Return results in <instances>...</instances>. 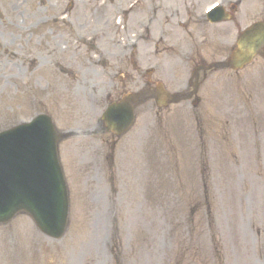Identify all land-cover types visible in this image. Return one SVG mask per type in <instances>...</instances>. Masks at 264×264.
<instances>
[{
    "label": "rangeland",
    "instance_id": "374dc122",
    "mask_svg": "<svg viewBox=\"0 0 264 264\" xmlns=\"http://www.w3.org/2000/svg\"><path fill=\"white\" fill-rule=\"evenodd\" d=\"M49 3L54 0H0V72L1 67H7L0 75L2 130L34 114L28 83L35 78L37 89H41L50 75L48 71L44 74L33 70L31 61H45V55L31 51L45 49V42L52 35L57 39L65 31L66 42L56 43V49H63L67 43L71 46L69 60L80 59L89 66L95 58L85 63L84 59L95 54L87 49L89 45L86 47L81 41L77 42L79 37L99 34L95 52L107 56L116 52L110 44L112 39L124 43L132 33L122 22L116 27H83L85 8L80 6V0L56 2L60 11L49 8ZM12 5L19 6L21 13L15 14L16 8L11 9ZM70 5L75 9L68 13L67 6ZM106 12L110 16V12ZM28 13L35 15L33 25L29 27L35 34V46L31 39L26 46L27 37H20L22 30H30L26 28L30 24L20 22L19 15ZM54 17L58 21L63 18L68 22L67 26L56 27L53 19L46 22ZM105 28L108 38L100 42V34ZM22 44L23 50L30 54L21 53ZM106 47L108 49H104ZM152 51L153 43L145 47L143 56L148 58ZM136 61L138 70L131 81L134 91L141 87L143 80L150 79L143 73L142 65L152 62L142 57ZM71 67L70 87L60 89L58 77L56 82L53 115L59 120L57 127L61 131L79 128L76 126L78 108L86 114L88 94H95L94 86L86 79L89 76L97 78L102 73L106 76L109 71L107 67H98L96 71L95 66L91 71L80 73L74 62ZM172 68L177 69V64H167L168 72ZM177 71L182 72L181 69ZM22 76L25 97L18 90ZM162 78V70L161 75L157 73L152 77L155 80ZM6 79L11 80L12 85L6 87ZM115 83L114 95L120 87L119 81ZM38 94L46 98L44 92ZM106 103V95L100 97L99 104L105 107ZM47 109L51 113L52 108ZM137 113L135 128L115 150L113 162L119 167V180H111L106 172L108 184L96 186L83 157L95 137L79 140L74 136L63 143L61 158L67 167L72 199L67 236L61 241L35 236L33 222L26 216L19 218L0 228V264H207L205 247H216V255H221L223 264H249L251 258L246 253L254 247L255 238L244 247L245 228L253 227L257 234L264 235V154L241 157L230 153L207 156L185 153L180 143L185 133L179 128L176 111L164 120V114L160 116L156 104L151 102ZM186 114L191 116L189 112ZM166 133L168 136L164 140ZM188 136L193 137L192 131ZM221 138L219 134L212 142L217 143ZM172 147L177 150L172 151ZM201 174L207 178L205 184L198 180ZM203 196L206 200L209 198L205 210ZM237 247H244L243 258H239L240 248Z\"/></svg>",
    "mask_w": 264,
    "mask_h": 264
},
{
    "label": "water",
    "instance_id": "95a60500",
    "mask_svg": "<svg viewBox=\"0 0 264 264\" xmlns=\"http://www.w3.org/2000/svg\"><path fill=\"white\" fill-rule=\"evenodd\" d=\"M51 131H52V135H51L52 137L51 138H55L56 134H55L54 130L51 129ZM17 159L18 158H16L15 160H17ZM17 161H19V160H17ZM24 171H25V174H23V173L19 174L18 171H15L14 173L13 172L5 173V179L0 178V189H2V190L4 189L6 192V189L12 185L18 184V186H21V183L23 182L21 180H23L25 177H27L25 181H26V184L31 185V189L29 188V191L31 192V196L32 195L35 196L36 197L35 200L40 202L41 197L39 196L40 195L39 191H34V188L36 186L35 179H37V175H34L36 170L32 169V171H28V170H24ZM5 196H6L5 199H6L7 204L13 202L14 199H13L12 194L9 193ZM29 201H30L29 203L24 204L23 206L27 207V209L35 207L34 199H31Z\"/></svg>",
    "mask_w": 264,
    "mask_h": 264
},
{
    "label": "flooded vegetation",
    "instance_id": "af4514ba",
    "mask_svg": "<svg viewBox=\"0 0 264 264\" xmlns=\"http://www.w3.org/2000/svg\"><path fill=\"white\" fill-rule=\"evenodd\" d=\"M264 13V12H263ZM230 14L233 16L234 14H236V10H234V11H230ZM242 18H244L245 19V16H242ZM240 28V27H239Z\"/></svg>",
    "mask_w": 264,
    "mask_h": 264
}]
</instances>
